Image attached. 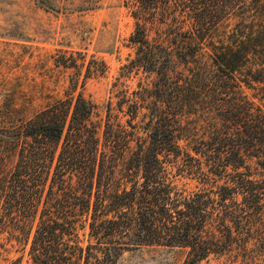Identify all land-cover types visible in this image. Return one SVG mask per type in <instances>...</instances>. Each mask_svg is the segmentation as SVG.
Masks as SVG:
<instances>
[{"label":"trees","instance_id":"16d2710c","mask_svg":"<svg viewBox=\"0 0 264 264\" xmlns=\"http://www.w3.org/2000/svg\"><path fill=\"white\" fill-rule=\"evenodd\" d=\"M121 6L132 55L101 123L72 79L28 119L0 111V257L116 264L161 247L264 264V0Z\"/></svg>","mask_w":264,"mask_h":264},{"label":"rangeland","instance_id":"374dc122","mask_svg":"<svg viewBox=\"0 0 264 264\" xmlns=\"http://www.w3.org/2000/svg\"><path fill=\"white\" fill-rule=\"evenodd\" d=\"M121 1L0 0V111L28 119L62 99L72 79L77 82L72 96L80 93L93 103L92 122L101 123L110 85L132 55L127 38L133 22ZM136 82H127L130 90ZM0 244L9 246L3 239ZM19 256L11 249L0 264ZM183 258L180 249L145 247L124 252L116 264H181ZM202 264L238 263L213 256Z\"/></svg>","mask_w":264,"mask_h":264}]
</instances>
